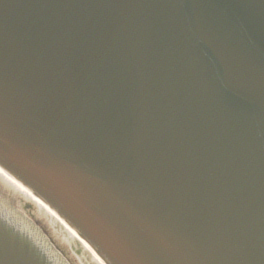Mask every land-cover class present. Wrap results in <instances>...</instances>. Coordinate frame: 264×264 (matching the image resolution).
<instances>
[{"label": "water", "instance_id": "1", "mask_svg": "<svg viewBox=\"0 0 264 264\" xmlns=\"http://www.w3.org/2000/svg\"><path fill=\"white\" fill-rule=\"evenodd\" d=\"M0 163L109 264H264V0H0Z\"/></svg>", "mask_w": 264, "mask_h": 264}, {"label": "bare ground", "instance_id": "2", "mask_svg": "<svg viewBox=\"0 0 264 264\" xmlns=\"http://www.w3.org/2000/svg\"><path fill=\"white\" fill-rule=\"evenodd\" d=\"M0 188L6 191L7 195L11 194L26 201L22 203L24 208L29 205L34 207L38 216L45 220L55 235L69 246L80 264H109L96 247L68 219L1 163Z\"/></svg>", "mask_w": 264, "mask_h": 264}, {"label": "rangeland", "instance_id": "3", "mask_svg": "<svg viewBox=\"0 0 264 264\" xmlns=\"http://www.w3.org/2000/svg\"><path fill=\"white\" fill-rule=\"evenodd\" d=\"M0 191L7 196L8 199H11L12 203L18 207L22 212H24L26 215H28L49 237V239L52 241V243L57 247L58 251L71 263V264H80L77 259L72 254V250L69 248V246L61 241L53 232L51 227L43 220L41 217L38 216L36 213L34 207L31 205L27 206V208H24L22 203L26 202L23 200L18 199L17 197H14L13 195L9 194L7 195L6 191H4L2 188H0ZM27 200V199H25Z\"/></svg>", "mask_w": 264, "mask_h": 264}]
</instances>
